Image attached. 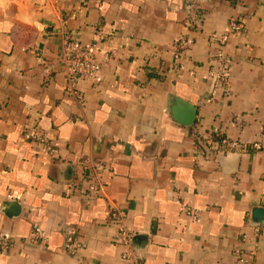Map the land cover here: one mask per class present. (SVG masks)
I'll list each match as a JSON object with an SVG mask.
<instances>
[{
	"label": "crops",
	"instance_id": "obj_1",
	"mask_svg": "<svg viewBox=\"0 0 264 264\" xmlns=\"http://www.w3.org/2000/svg\"><path fill=\"white\" fill-rule=\"evenodd\" d=\"M232 18L244 27L224 47L230 87L208 101L215 36ZM98 32L102 68L76 97L61 43L90 45ZM182 34L191 44L177 60ZM175 98L196 106L193 124L174 119ZM35 124L58 140L54 153L25 138ZM214 130L260 147L199 153L195 137ZM85 161L102 166L103 196H84ZM9 200L19 215L6 213ZM111 204L140 235L142 264H231L239 246L264 264L252 217L264 206V0H0V232L11 240L0 262L127 264ZM72 230L83 242L74 253Z\"/></svg>",
	"mask_w": 264,
	"mask_h": 264
},
{
	"label": "built area",
	"instance_id": "obj_2",
	"mask_svg": "<svg viewBox=\"0 0 264 264\" xmlns=\"http://www.w3.org/2000/svg\"><path fill=\"white\" fill-rule=\"evenodd\" d=\"M243 27L244 21L242 19L232 18L229 21L227 29L223 33L215 36V40L219 42L220 48L214 53L212 65L209 68L212 85L207 97L208 101L214 100L219 88L228 90L230 87V58L226 54L224 47L230 35L239 32ZM103 38V34L98 32L95 40L90 45L83 44L80 39L72 35H68L63 39L60 49V61L66 72L65 89L69 94L78 97L80 95L78 88L79 81L85 78L94 79L97 77L98 72L102 68V63L97 60L96 51L98 50L99 42ZM190 44L191 39L188 35L182 34L178 36L174 42V55L177 60L187 51ZM116 55L113 49L103 52L104 59L113 58ZM177 66H181V64L177 63ZM233 123L237 126H245L246 120L242 116L234 114ZM24 136L26 139L44 146L50 154L54 153L59 145L58 140L48 135L38 124L27 127L24 131ZM194 147L199 153L204 154L206 151L211 150L218 152L257 149L260 147V143L257 141L246 142L241 139L230 138L226 134L214 130L206 134H198L195 137ZM83 166L85 171L88 172V186L86 190H83L84 196L87 198L103 196L105 194V188L100 176L102 166L92 161H85ZM109 212L111 222L117 227L115 239L125 247L122 253L123 259L127 264H142V257L133 241L136 232L127 226V214L125 210L115 204H111ZM195 215H197V211ZM263 229L264 221L262 223H255V242L257 237L261 235ZM32 235L35 240L44 241L47 239L46 233L36 224L33 227ZM245 238L246 236L243 239L245 240ZM10 245V237L4 232H0V255L4 254ZM82 246L83 242L78 239L74 231H68L64 242L65 249L70 253H74ZM256 253L255 248H246L245 246L236 247L234 248V260L231 264H254ZM0 264L3 263L0 262Z\"/></svg>",
	"mask_w": 264,
	"mask_h": 264
},
{
	"label": "water",
	"instance_id": "obj_3",
	"mask_svg": "<svg viewBox=\"0 0 264 264\" xmlns=\"http://www.w3.org/2000/svg\"><path fill=\"white\" fill-rule=\"evenodd\" d=\"M174 119L181 124H193L197 117L196 106L181 98H175V103L172 108ZM2 207H5L6 213L10 216L19 215L21 212V205L17 200H9L1 203ZM252 217L255 222L262 223L264 221V206H256L252 210ZM139 234L133 237L136 248H140L137 244Z\"/></svg>",
	"mask_w": 264,
	"mask_h": 264
},
{
	"label": "trees",
	"instance_id": "obj_4",
	"mask_svg": "<svg viewBox=\"0 0 264 264\" xmlns=\"http://www.w3.org/2000/svg\"><path fill=\"white\" fill-rule=\"evenodd\" d=\"M216 138V137H215Z\"/></svg>",
	"mask_w": 264,
	"mask_h": 264
}]
</instances>
